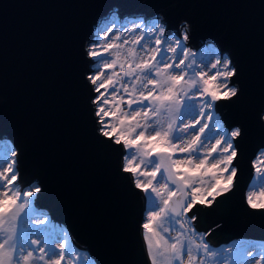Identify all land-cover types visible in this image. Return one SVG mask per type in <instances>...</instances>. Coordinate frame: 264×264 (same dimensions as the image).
I'll return each mask as SVG.
<instances>
[{
  "label": "water",
  "instance_id": "obj_1",
  "mask_svg": "<svg viewBox=\"0 0 264 264\" xmlns=\"http://www.w3.org/2000/svg\"><path fill=\"white\" fill-rule=\"evenodd\" d=\"M112 11L163 16L166 34L180 35L187 19L189 45L212 43L234 61L243 95L216 109L227 128L244 129L239 172L231 193L198 206L195 228L210 233L214 248L237 239L254 242L249 249L264 244V214L245 203L264 150V0H0V140L18 153L21 187L41 186L34 205L94 264H148L147 200L119 170L118 147L96 132L85 79L95 63L85 49Z\"/></svg>",
  "mask_w": 264,
  "mask_h": 264
},
{
  "label": "snow or ice",
  "instance_id": "obj_2",
  "mask_svg": "<svg viewBox=\"0 0 264 264\" xmlns=\"http://www.w3.org/2000/svg\"><path fill=\"white\" fill-rule=\"evenodd\" d=\"M116 20L113 13L85 49L95 62L85 79L94 93L90 102L96 132L118 147L119 170L150 204L142 224L148 264H242L238 250H213L206 241L210 233L195 228L198 206L211 208L235 188L237 140L245 132L241 126L224 127L215 109L221 102L240 101L237 66L227 54L198 62L187 47L192 29L187 19L175 37L165 35L163 16L148 31L143 19L131 27ZM258 120L264 126V110ZM4 147L0 264H84L66 234L50 233L47 216L32 214L43 189L39 184L22 189L18 162L12 159L18 153L10 144L0 145V152ZM252 168L245 203L264 214V150ZM244 255L251 259L243 264H264V248Z\"/></svg>",
  "mask_w": 264,
  "mask_h": 264
},
{
  "label": "rangeland",
  "instance_id": "obj_3",
  "mask_svg": "<svg viewBox=\"0 0 264 264\" xmlns=\"http://www.w3.org/2000/svg\"><path fill=\"white\" fill-rule=\"evenodd\" d=\"M116 15H117V20H116V23H117V25H128V26H135V24H134V22H138V19L135 17V18H133V17H131L130 18V16L128 15V14H125L123 17H120L119 16V14L118 13H116ZM139 18V17H138ZM140 18H142L143 19V21H144V25L142 26L143 28H144V30L145 31H148V26L149 25H151V23L155 20V19H145L144 17H140ZM109 21H105L104 23H103V25H101L100 27H102V26H104L106 23H108ZM99 27V28H100ZM98 28V29H99ZM153 31H154V29H152ZM138 31H139V29H138ZM171 33H175V31L174 30H172L171 31ZM166 34L165 33V35H167V36H169V37H175V36H179V35H177L176 33L175 34ZM187 43V47L188 48H190L191 50H192V53H194L195 54V56H196V58H197V60H198V62L201 60V59H204L205 60V62L208 60V59H211L215 54H219V55H225V54H221V52H220V50L218 49V48H216L217 46H215V45H213L212 43H206V44H199L197 47H193V46H191V45H189L188 44V41L186 42ZM213 49H215L216 50V52L214 53L212 50ZM93 68H94V66H93ZM215 115H217L218 116V118L221 120V116H220V114L218 113V111H217V109H215ZM222 121V120H221ZM223 122V121H222ZM223 126L224 127H226L225 125H224V122H223ZM227 128V127H226ZM10 143L8 142V141H6V140H0V145H4V146H7V145H9ZM11 145V144H10ZM12 147V146H11ZM261 151V150H260ZM259 151V152H260ZM7 152V147H4L3 148V152H0V158H2V156H3V153H6ZM258 152V153H259ZM12 159H15V157H12ZM254 161V160H253ZM254 178V177H253ZM252 182H253V179H252V181H251V184H252ZM32 185V184H31ZM27 188V187H26ZM22 189H23V187H22ZM249 190V189H248ZM148 206L150 207V204L148 203ZM33 210H34V212L32 213V214H35V215H43L41 212H40V210L37 208V206H35L34 204H33ZM146 216H147V212L145 213V219H146ZM48 218V217H47ZM49 220H50V218H48ZM174 227H177V226H175L174 225ZM49 231H50V233H52V234H56V233H60V234H66V239L68 240V242H69V247H71L72 249H75L82 257H83V259H84V264H94V262L91 260V259H89V256H88V254H87V252H84V250H81V249H79V248H76L75 246H74V244L70 241V239H69V235H68V233L66 232V230L64 229V228H61V227H59V226H56L55 224H53V223H51L50 225H49ZM262 248H264V246H262ZM252 249H254V248H252ZM258 250V249H257ZM260 250V249H259ZM251 259V258H250ZM250 259H247V260H250ZM242 264H243V262H242Z\"/></svg>",
  "mask_w": 264,
  "mask_h": 264
},
{
  "label": "built area",
  "instance_id": "obj_4",
  "mask_svg": "<svg viewBox=\"0 0 264 264\" xmlns=\"http://www.w3.org/2000/svg\"><path fill=\"white\" fill-rule=\"evenodd\" d=\"M198 232V231H197ZM200 233V232H198ZM207 241V240H206ZM208 242V241H207ZM254 242L250 241V240H247V239H237L235 241H231L227 244H223V245H220L219 247H212L211 245V248L213 250H216V251H220V252H223V250L231 247L233 248L234 250V253L238 250L239 252V255L236 256V259L240 260L241 262H244L246 259H250V257H245L244 253L247 251V250H251L249 249L251 245H253ZM262 244L261 245H258V247L254 248L255 250H259L262 248ZM224 255H232V254H228L226 252H224ZM209 264H214L213 261H209Z\"/></svg>",
  "mask_w": 264,
  "mask_h": 264
},
{
  "label": "bare ground",
  "instance_id": "obj_5",
  "mask_svg": "<svg viewBox=\"0 0 264 264\" xmlns=\"http://www.w3.org/2000/svg\"><path fill=\"white\" fill-rule=\"evenodd\" d=\"M113 13H116V12H113V11H112V12L109 14V17H111ZM123 16H124V15H123ZM109 17H108V19H109ZM130 18H131V17H130ZM136 18L138 19V21H139L140 19H142V18H140V17H139V18L136 17ZM154 19H157V17H155ZM152 20H153V18H152ZM104 22H105V21H104ZM104 22H103V23H104ZM103 23H102L101 25H103ZM96 31H97V29L94 31V32H95L94 40H95V38H96ZM175 33L177 34L176 30H175ZM175 33H171V34L173 35V34H175ZM177 35H178V34H177ZM193 47H194V46H193ZM216 48H217V47H216ZM148 203H149V202L147 201V205H148Z\"/></svg>",
  "mask_w": 264,
  "mask_h": 264
}]
</instances>
